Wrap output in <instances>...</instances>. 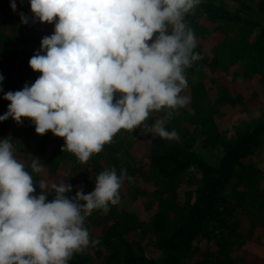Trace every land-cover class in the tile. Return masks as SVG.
<instances>
[{"label":"clouds","instance_id":"obj_1","mask_svg":"<svg viewBox=\"0 0 264 264\" xmlns=\"http://www.w3.org/2000/svg\"><path fill=\"white\" fill-rule=\"evenodd\" d=\"M29 3L34 20L55 22V30L29 61L42 75L31 86L4 95L10 103L0 122L11 118L22 126L29 119L38 135L51 132L63 138L61 151L87 162L121 130L140 127L151 112L188 103L180 95L188 86L185 69L200 56L193 51L195 34L184 19L200 0ZM10 6L17 11L16 0ZM20 18L23 24L29 22L23 13ZM3 80L0 75V85ZM172 115L168 111L152 127L145 125L147 131L178 140L175 130L166 129ZM11 141L0 140V264H68L75 253L99 244L90 241L85 220L95 210L106 213L109 204H118L123 182L132 177L126 170L118 176L113 167L96 175L92 192L79 188L69 197L71 183H35L14 157ZM30 167L37 175L44 171L34 157ZM37 186L41 192L34 195ZM49 189L54 193L51 201Z\"/></svg>","mask_w":264,"mask_h":264},{"label":"trees","instance_id":"obj_2","mask_svg":"<svg viewBox=\"0 0 264 264\" xmlns=\"http://www.w3.org/2000/svg\"><path fill=\"white\" fill-rule=\"evenodd\" d=\"M234 1L236 7L230 9L224 0H200L199 5L185 16L184 22L194 31L198 41L220 35L211 50L213 57L208 56L202 44H196L193 51L200 58L185 69L188 82L185 89L190 92L187 96L188 112L186 106L184 109H162L158 118L154 111L151 112L132 133L126 130L117 133L103 151L89 158L87 167H78L81 161L74 154L61 152V157L72 167L69 183L73 191L66 194L69 197H74L75 190L81 185H85L86 194L92 192L96 175L114 167L118 176L126 170L132 177V181L125 180L122 184L130 189V200L140 198L150 210L140 217L133 210L123 208L122 199L116 205L109 204L106 213L95 210L92 213L95 219L89 229L90 241L100 242L75 253L68 264H264V258L248 250L241 249L246 262L230 255L235 247H240L241 239L225 228L227 224L233 225L230 218H239L244 213L251 218L252 224L264 226V199L258 190L259 183L253 184L250 190L241 191L242 184L251 183L254 177L252 170L255 166L248 164L247 160L255 159L264 149V102L257 93L251 95L247 91L254 76L260 74L264 77V0ZM7 2L0 0L2 11L8 10L7 24L13 27L16 23L21 24L18 20L20 13L27 15L29 12L19 8L13 12ZM23 33L22 40L38 39L40 47L34 54L40 51L45 36L37 28L23 29L20 34ZM216 68H221L218 83L212 73ZM0 75L4 77L3 86L10 84L8 62H0ZM41 75L40 72L33 73L29 82L34 84ZM209 76L215 88L214 100L209 95L210 84L205 81ZM116 95L119 98V93ZM238 106L242 107L236 112ZM254 108L259 111L255 119L232 120L234 114H249ZM222 109H230V116L227 117ZM182 110L184 117L174 116ZM168 111H173V115L166 129L171 132L175 127L178 140L162 139L145 127H152ZM9 120L1 122L0 140L10 138ZM143 135L149 141V162L138 164L124 143ZM41 138L65 145L63 138L51 132ZM196 143L200 144V149L195 147ZM40 147L38 142L34 158H38ZM201 148L208 149L210 156L206 158ZM55 154L54 150L53 156L47 157L50 165L52 163L48 170L50 174H57L56 166L60 163L58 154L54 157ZM29 173L38 183L40 178L32 173L31 167ZM137 178L157 182L152 198L140 192ZM182 184L186 187H181ZM49 190L51 195L47 199L51 201L54 193ZM36 192H40L38 186ZM250 193L253 194V205L257 204L255 213L246 210L248 197L245 196ZM234 196H240L238 213L232 209ZM206 247V251L203 250ZM198 255L201 259L195 258ZM92 258H98L100 262Z\"/></svg>","mask_w":264,"mask_h":264},{"label":"rangeland","instance_id":"obj_3","mask_svg":"<svg viewBox=\"0 0 264 264\" xmlns=\"http://www.w3.org/2000/svg\"><path fill=\"white\" fill-rule=\"evenodd\" d=\"M224 1L226 4L229 5L230 9L236 7L235 1L234 2H232V0H224ZM11 2H12V0H8L7 3L9 5H11ZM16 4H17V7H18V5H20L18 7L20 10L22 9V10H26L29 12L27 15L25 14V16H27L29 18V22L27 24L21 23L19 25L16 23V25L14 24L15 25L14 27L7 24L9 21V16H8L9 14L7 12L8 10L6 12H3L2 11L3 6L0 5V41L5 40L7 43H10V44H12V43L15 44V37L17 38V36L22 35V34H20V31L23 29H27V28H31V27L45 28L44 26H42L44 23H40L39 21L34 20L33 13L31 12V6L29 3V0H24L23 3H21V0H16ZM56 19L58 20V17ZM18 20L21 21V18H19ZM47 25H50V24H47ZM22 26L24 27L23 29L21 28ZM2 38H4V40ZM19 38H21V37L19 36L18 39ZM153 39H155V37ZM219 39H220V35L219 36L215 35V37L209 36L205 40L199 39V41H198V39H196V44H202V47H204V51L208 53V56L213 57L211 50L215 47V45H217ZM149 43H151V42H149ZM8 47L10 50V46H8ZM23 49H25V48L22 47V50ZM206 55L207 54H205V56ZM6 61H10V60L8 58L2 59V62H6ZM220 69L221 68H216L215 70L212 71V73L216 77L217 83H218V76L220 75V71H221ZM205 81H206L207 85L210 84L209 95H210L211 99L214 100L215 88H214V85H213V87L211 85L212 81L210 79V76ZM247 91H249L251 93V95H254L255 93H257L258 96L260 98H262V101L264 102V77H263V75L259 74V75L254 76L252 83L247 86ZM189 94H190L189 90L185 89L181 92L180 95L187 98V96ZM185 106H186L185 111L188 112L189 111L188 110V103ZM241 107L242 106L236 107L238 109V110L236 109V112H239ZM182 109H184V107H182ZM221 111L224 112L227 117H229L231 114L230 109H222ZM154 113H155L154 116L158 118L160 115V112L154 111ZM183 115H184V111L182 110L181 112L177 111L174 116L184 117ZM258 115H259V111L254 108V110L249 114H245V113H244V115L234 114V116L232 117V120L236 122V121H239L241 119H243V120L244 119L249 120L251 118L255 119ZM174 129H175V127H174ZM21 139L22 138H17V140H15V141H23V139L22 140ZM19 143H21L23 146L20 147ZM124 145L127 146V149L129 151V153L131 154L132 158L138 164H147L149 162V141H147V137H145L143 135L141 137L136 138L135 141H129V140L125 141ZM195 147H198V149H200V144L198 145L196 143ZM20 148L23 149L24 151L29 150V148L27 149L24 142L14 143L15 152H17ZM201 150H203V152L205 153L206 158L210 156L211 152L208 149L201 148ZM31 151H32V147L30 148L29 152H31ZM17 153H21V152H17ZM17 160L21 163H23V161H24V159H19V158ZM123 161L125 162L127 160L125 159ZM247 163L248 164L251 163L255 166V168L252 170L254 173V177H253L251 183L245 182L242 184V190L241 191L250 190L253 184L259 183L258 190L260 191V193L264 199V149L262 151H260V153L258 154V156L255 159L249 158L247 160ZM69 165H70V163L66 162L63 166L64 170ZM122 165H123V163H122ZM123 167H122V169H123ZM42 174H43L44 180H47L49 182L50 178L48 177V174H46V167H44V171L42 172ZM136 183H137V186H138L140 192H145L146 195H150V197L152 198V196H151L152 193L157 189V182L156 181H154V180L143 181L142 178H137ZM82 186L83 187H81V188L83 189L84 193L86 194V187H85V185H82ZM183 186H185V185L182 184L181 187H183ZM180 189H182V188H180ZM124 190H125V194L122 193V197L125 195V199L122 202L123 208H126L127 210L128 209L133 210L136 213V215H138L140 217L144 216V212L150 211L148 206L145 204V202L143 203V201L140 198H137V200H130V198H129L130 197L129 194L131 193L130 189L127 190V188L125 186ZM139 194L136 195L135 197H138ZM34 195H38V193L35 192ZM245 197H248V200H247L248 205H247L246 210L251 211L253 213H255V211L257 212V210L254 209V207H256L257 204L253 205V202H252L253 194L250 193L249 196H245ZM142 198L144 199V196ZM239 198H240V196H234L233 197L232 209H233L234 213H238V211H239L240 204L237 202ZM89 218L90 219L86 218L85 224H84V227H86L88 229V231L91 228L90 224L93 221L94 216L91 215V216H89ZM229 220L232 221V224L234 226L231 224H227L228 226L225 227L226 230H230L231 232H234L235 234L239 235L240 236L239 239H241L239 241L241 248L239 247L236 249V247H235V250L233 251V253H230V255L241 257L240 262L243 259L246 262V259L243 257V253L241 251V249H244V250H248L249 252H251L257 256L264 258V226L252 224L251 218L248 217L245 213L242 214L239 218H234V219L230 218ZM202 246H205V245L202 244ZM206 249H207V247L203 250L206 251ZM195 258L201 259V255H198ZM92 260L96 261V262H100V260L98 258H92Z\"/></svg>","mask_w":264,"mask_h":264},{"label":"crops","instance_id":"obj_4","mask_svg":"<svg viewBox=\"0 0 264 264\" xmlns=\"http://www.w3.org/2000/svg\"><path fill=\"white\" fill-rule=\"evenodd\" d=\"M20 5H18L19 7ZM17 7V8H18ZM42 26H44L45 28H41L38 27V31L39 33L41 32V34H43L44 36H51L52 34H54V30H55V22L47 25V23H44ZM22 29L24 27H21ZM35 27H31V29H33ZM28 35V33H26ZM20 37H24L25 33H23L22 35H19ZM17 38L15 37V44H10L7 43L4 38H2L4 41H0V62L1 63H6L8 62L10 64V73H11V81L10 84H7L6 86L0 85V87H2L3 91H0L1 93V98H0V115H4L7 110H8V105H9V101H6L4 98V95L9 92H16L19 90H22L24 88V86L27 84L28 86H31L33 82H29V79L32 78L33 73H38L35 72L31 69L29 61L31 59V57L34 55V51L40 47V44L38 42V39L31 41V40H22V38ZM10 46V50L9 47ZM22 47L25 48L22 50ZM43 54V53H42ZM9 59L10 61H6V62H2V59ZM1 125V122H0ZM8 128V137H10L12 139V143L14 145V143L16 142H24L27 149L29 148L28 151H24L23 149H19L17 152H21V153H17L14 151V157L16 159H24L23 164L25 165V169L29 172L30 167H28V163L29 160L31 158L34 157V148L36 149V146L39 142L40 144V149H38V160L41 161V163L44 165V167H46V174H48L49 179V186L51 185V183L53 182H60V181H65L69 183V179L71 178V174L70 172L72 171V167H71V163L67 160L61 157V149L64 146L63 143H59V144H55V141L48 138L47 140H44L43 138H41L40 135H38L35 131V125L34 123L29 120V119H25L23 122V125H17V123L11 118L9 120V124L7 126ZM34 131L36 133V136L34 135ZM17 138H22L23 141H15L17 140ZM21 139V140H22ZM128 140V139H127ZM52 141V142H51ZM37 142V143H36ZM20 147H22L23 145L21 143H19ZM32 147V151H30V148ZM56 152V154L54 155V157L58 154V158L60 163L58 164V166H56L57 170L56 173L57 174H50L49 173V167L52 165H50V159H48L47 157L49 156H53V152ZM46 156V157H45ZM53 157V158H54ZM45 162V163H44ZM66 162H69L70 165L68 167H66V169L64 170L63 166ZM88 163L87 162H81L78 167H80V165H85L86 167L88 165H86ZM92 174V172H91ZM40 180L44 179L43 178V174L40 173L39 175ZM81 187H83L81 185ZM89 187V186H87ZM124 186L120 189L119 192V196H120V200L122 199V201L125 199V195L122 197V193L125 194V190H124ZM79 189V187L77 188V190ZM75 190V191H77ZM41 191V190H40ZM40 194V193H38ZM88 219L89 216L87 217ZM95 219V217H94ZM93 219V220H94ZM92 223V222H91ZM91 226V224H90Z\"/></svg>","mask_w":264,"mask_h":264}]
</instances>
